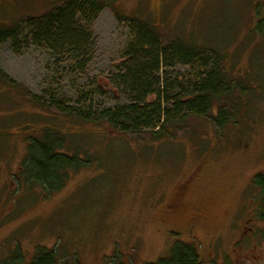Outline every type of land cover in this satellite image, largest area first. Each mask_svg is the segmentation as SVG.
<instances>
[{"label":"rangeland","instance_id":"obj_1","mask_svg":"<svg viewBox=\"0 0 264 264\" xmlns=\"http://www.w3.org/2000/svg\"><path fill=\"white\" fill-rule=\"evenodd\" d=\"M67 1L0 0V28L23 26ZM131 18L154 25L164 43L180 39L223 55L231 85L247 86L232 94L246 118L222 130L209 116H191L158 141L71 125L73 146L93 162L50 195L26 186L18 176L26 136L36 134L28 125L56 112L50 100L97 110L127 102L112 80L133 39ZM79 24L91 33L80 59H57L26 41L17 51L9 42L0 49L9 82L0 81V264H31L40 247L54 250L60 264H149L175 241L194 244L201 264H264V190L254 183L264 176V0H117ZM161 72L187 83L199 70ZM233 105L224 107L229 120Z\"/></svg>","mask_w":264,"mask_h":264},{"label":"trees","instance_id":"obj_2","mask_svg":"<svg viewBox=\"0 0 264 264\" xmlns=\"http://www.w3.org/2000/svg\"><path fill=\"white\" fill-rule=\"evenodd\" d=\"M116 1L69 0L41 17L27 18L23 26L17 23L2 27L0 49L9 42L17 51L20 43L26 41L28 45L51 51L57 59L66 53L80 59L88 53L91 38L90 32L81 29V19L93 22L103 9ZM129 20L133 39L126 48L119 74L112 80L127 102L97 110L92 105L84 109L79 104L72 106L53 97L47 105L49 112L51 109L56 112L47 115V120L37 128L32 129L28 125L36 134L26 136L25 154L18 176L26 186L42 187L50 195L65 186L70 172H76L93 162L91 155L80 154L73 146L71 125L105 126L122 134L148 133L152 141H158L171 137L177 127L191 116H209L222 130L230 125L235 127L246 118L240 117L242 113L238 107L241 103L234 100L236 98L232 99V94L233 89L244 92L247 86L242 84V80L231 85L230 82L235 80L229 75L225 57L216 49L207 51L205 47L186 44L180 39L164 43L157 28L148 21ZM176 65L197 67L199 73L187 83L178 77L171 82L167 77L164 79L162 69ZM82 66L83 63L78 64L77 68ZM7 80V75L0 70V81L9 84ZM152 96H155V100L149 101ZM29 101L47 110L40 96L30 94ZM230 102L235 106L231 115L234 120H229L228 110L224 109ZM214 108H217V112H214ZM237 117H240L239 121L235 120ZM28 126L22 127L23 134L29 133ZM254 183L264 190L263 175L255 177ZM20 261V258L17 262L7 258L4 264H19ZM31 264L60 263L54 250L40 247L36 249ZM149 264H201V261L194 244L175 241L168 255Z\"/></svg>","mask_w":264,"mask_h":264}]
</instances>
